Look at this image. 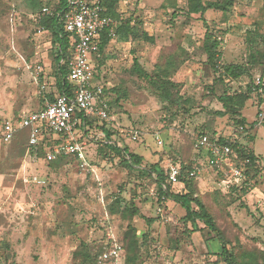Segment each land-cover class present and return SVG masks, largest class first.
<instances>
[{
  "label": "rangeland",
  "instance_id": "rangeland-1",
  "mask_svg": "<svg viewBox=\"0 0 264 264\" xmlns=\"http://www.w3.org/2000/svg\"><path fill=\"white\" fill-rule=\"evenodd\" d=\"M58 5L59 0H0V124L42 106L28 69L39 65L44 81L54 77L52 37L39 20L43 7ZM117 11L128 30L103 52L99 81L110 94L111 140L142 156L144 170L128 169L102 144L88 148L87 169L70 161L50 166L28 156L25 135L0 145V264H104L101 254L114 240L122 241L129 225L142 237L143 264H225L214 253L221 250L211 239L215 234L206 230L189 239L185 209L160 202L155 173H143L171 164L198 169L196 196L230 254L236 260L255 254L264 264V89L254 84L257 76L264 78V0H235L227 12L209 11L207 27L200 15L188 13L187 0H123ZM207 30L220 43L221 65H244L248 74L219 79L204 52ZM255 32L253 47L260 54L254 61ZM135 59L149 79L136 72ZM164 80L172 83L171 99L158 88ZM225 92L249 93L236 109L239 115L226 111L220 101ZM131 130L138 132L137 141L127 137ZM200 132L234 138L236 151L253 152L257 162L245 184L224 188L206 151L194 147L193 136ZM118 200L137 215L129 220L111 215ZM86 250L96 259L85 260Z\"/></svg>",
  "mask_w": 264,
  "mask_h": 264
},
{
  "label": "built area",
  "instance_id": "built-area-1",
  "mask_svg": "<svg viewBox=\"0 0 264 264\" xmlns=\"http://www.w3.org/2000/svg\"><path fill=\"white\" fill-rule=\"evenodd\" d=\"M41 15H52V11L44 7ZM62 20L65 31L74 38V52L68 74V79L74 87L73 95L59 93L50 100L47 97L49 83L44 81L43 68L39 65L34 70L29 67L32 81L39 89V97L43 99L42 106L19 119H9L0 124V143L8 144L20 131L27 130L28 156H32L43 144L46 162L73 156L80 168L87 169L90 167L88 148L104 138V135L102 132L88 134L86 119L94 118L107 124L112 121L109 111L103 105L104 87L97 77L94 56L100 51V37L104 32H109L112 38L116 37L117 23L105 14V8L98 0H69V10ZM254 84L262 91L264 78L257 76ZM261 116L263 118L264 114ZM126 135L132 141L138 139L136 131H128ZM157 144L163 145L159 134ZM195 148L206 151L210 166L220 168L223 173L221 182L225 189L232 188L245 178L244 169L236 164L237 153L231 145L203 134L198 136ZM244 164H250V159H246ZM167 174L171 184L180 183L182 170L179 165H169ZM197 175L198 169L190 173L192 178ZM123 254L122 245L114 240L99 259L101 262L122 264Z\"/></svg>",
  "mask_w": 264,
  "mask_h": 264
},
{
  "label": "trees",
  "instance_id": "trees-1",
  "mask_svg": "<svg viewBox=\"0 0 264 264\" xmlns=\"http://www.w3.org/2000/svg\"><path fill=\"white\" fill-rule=\"evenodd\" d=\"M88 1V2H93ZM99 3L105 8V14L115 20L117 23L116 26V34L118 33H125L127 28V22L121 23L120 15L117 11L118 4L123 0H98ZM188 3V13L200 15V19L204 22V25L207 27V22L204 19V16L209 11H221V12H227L229 11L235 4V0H224L222 2L220 1H203V0H187ZM46 5V4H45ZM48 7L52 11V15H42L41 19L39 20V27H41L43 30H46L52 37V44L55 49V56L53 61L54 66V83L58 86L59 93H65L69 95H73V85L70 83L68 79L69 74V63L70 60L73 57L74 52V38L70 34H68L64 29L63 24V15L69 10V0H59V5L57 8H51ZM44 8V7H43ZM42 8V9H43ZM250 36H253V39L251 40V58L256 60L257 54H260L258 50H255L253 47L254 43L256 42V36L257 33H252ZM112 36H110L109 32H104L100 37V51L98 55L94 56V63L96 65L97 69V77L100 78L99 71L104 65L102 54L105 51L106 47L109 45L110 41L112 40ZM204 52L207 57V63L208 65L214 70L216 74H219V79L222 80L229 78L232 80H236L241 78L242 76L248 74V68L244 65H221L220 59H221V53H220V43L210 34L209 30H207L205 38H204ZM252 64V63H250ZM134 67L136 68V72L140 75L150 78V76L143 71L138 61L134 60ZM263 78V77H262ZM152 80V78H151ZM49 83V81L47 82ZM170 86H172V83L168 80H164L160 83L158 88L161 91V94L166 99H171L172 94L170 93ZM104 92H103V105L107 108V110L110 113V94L109 90H107L105 82L103 83ZM113 91V90H112ZM250 92V90H249ZM50 100H53V97H49ZM249 99V93L248 94H241V95H235V94H228L225 92L223 96L220 97V101L223 103V106L226 108V111L228 113H234L239 115V112L236 109H241L244 107L245 102ZM19 119V118H17ZM87 121V133H97L102 132L104 135V138L99 139L96 141V144H102L107 150H109V153L112 155H115L122 159V163L130 169L133 170L134 168L142 169L143 164V158L140 155L134 154L130 152L127 148H121L116 143H114L112 139V135L115 133L114 130H112L109 127V124L107 123H100L97 119L90 118L86 119ZM243 123V121L239 122ZM28 134L29 132L27 130L20 131L18 134H16L15 138L8 144L0 143V145H11L13 142H15L18 138L21 136H26V148H28ZM205 135L204 132L198 133V135H194V147L196 140L198 136ZM212 139H217L219 142L227 143L231 145L234 149L237 147V141L236 139H225L221 137H214ZM24 144V142L22 143ZM198 151V150H196ZM236 151V150H235ZM198 152H201L199 150ZM237 153V166L244 169L245 178L235 184L232 188H239L242 184L246 183V176L248 175L249 169L252 167H255L257 162V157L253 154V152H249V150H238ZM32 156H34L36 159L44 161L46 164L50 166H59L67 162H76L75 157L69 156L65 158H60L53 162H46L45 161V151L44 146L41 144L35 152L32 153ZM246 159H250V164H244ZM180 166V165H179ZM181 167V166H180ZM215 172H217V176L220 178V180L223 179V173L221 172L219 167H212ZM156 170H145L143 173L147 174L155 173V180L158 185V193L160 196L159 201L162 203H165L167 201H172L178 205H180L182 208L185 209L186 213L185 216L182 219V222L189 226L185 233L187 234L189 239L193 238V235L195 233H200L202 236H205L206 230H208L209 234L213 233L215 234L211 239H217L219 243L221 244V250L220 252H214L216 255H218L219 259L224 262L225 264H259L256 262V256L255 254H246L243 255L242 259L236 260V258L233 257L232 254H230L227 245L223 239L222 233L218 229L216 222L213 218V216L208 212L207 208L205 207L204 203L196 196L195 190L193 188V180L195 178L190 177V173L195 168H183L182 175L180 177V183L177 185H173L168 181V174L167 169L164 171L157 170V167H155ZM144 170V169H142ZM118 209H111L110 214L111 215H119L121 219H131L132 217L137 215L136 211H130L126 206H123L121 204V201L118 200ZM150 223L154 220H148ZM203 225L204 227L200 226ZM142 237H140L139 232L134 228L133 226L129 225L127 231L125 232L122 241H120L119 244L122 245L124 249V256L122 264H143L142 257H141V247L142 242L140 241ZM206 242L210 240V238L205 237ZM78 254V253H77ZM83 257L85 260H89L91 262L92 260L96 259V255L92 254L90 251L87 252V250L84 252ZM11 264H18L16 262H12ZM104 264H113L110 261L104 262Z\"/></svg>",
  "mask_w": 264,
  "mask_h": 264
},
{
  "label": "crops",
  "instance_id": "crops-1",
  "mask_svg": "<svg viewBox=\"0 0 264 264\" xmlns=\"http://www.w3.org/2000/svg\"><path fill=\"white\" fill-rule=\"evenodd\" d=\"M49 62V61H48ZM49 64H50V62H49ZM103 68V67H102ZM43 74H44V70H43ZM46 76V75H45ZM54 77H49V89H48V94H47V97L49 98V97H53V98H55V96L57 95V94H59V89H58V86L56 85V83H54ZM41 108V107H40ZM37 111V110H36ZM197 234H199L200 235V237H202V235L200 234V233H195L194 235H193V237H195ZM202 245L204 246V248L207 250L208 249V247H207V243H206V241H204V238H202ZM199 246V245H198Z\"/></svg>",
  "mask_w": 264,
  "mask_h": 264
}]
</instances>
